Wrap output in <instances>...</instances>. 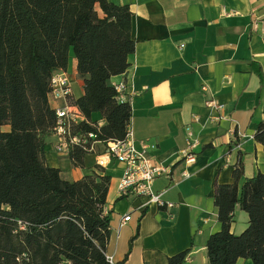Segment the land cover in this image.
I'll list each match as a JSON object with an SVG mask.
<instances>
[{
	"label": "crops",
	"instance_id": "obj_1",
	"mask_svg": "<svg viewBox=\"0 0 264 264\" xmlns=\"http://www.w3.org/2000/svg\"><path fill=\"white\" fill-rule=\"evenodd\" d=\"M109 1L129 7L135 42L130 68L110 83L125 86L117 100L131 106L129 127L135 143L152 145V162L169 169L152 183V192L165 205L147 203L144 197L119 198L122 165L97 167L94 158L85 155L83 167H76L69 156L52 150L51 135L45 139V162L68 182L90 173L110 177L106 257L113 264H167L168 257L187 249L184 264H208L207 240L221 227L214 184H232L239 161V187L264 173V145L254 139L259 124L264 125V89L251 65L257 64L264 77V0ZM65 72L74 103L83 96L84 83L72 52ZM209 100L223 108L207 107ZM91 121L105 123L98 113ZM187 131L196 142L191 164L184 161ZM127 215L130 220L119 227ZM247 226V214L236 207L231 233L239 235ZM235 264L253 263L239 259Z\"/></svg>",
	"mask_w": 264,
	"mask_h": 264
},
{
	"label": "trees",
	"instance_id": "obj_2",
	"mask_svg": "<svg viewBox=\"0 0 264 264\" xmlns=\"http://www.w3.org/2000/svg\"><path fill=\"white\" fill-rule=\"evenodd\" d=\"M134 48L127 5L0 0V264H113L106 257L111 212L104 213L110 177L90 173L68 182L46 164L45 139L55 125L47 94L52 74L66 69L72 52L84 83L74 104L86 119L98 113L104 120L99 140L124 139L131 106L117 100L110 79L130 68ZM251 65L264 89L260 67ZM254 139L264 145L263 124ZM85 155L74 150L69 157L83 167ZM242 175L239 161L232 184H214L221 227L207 240L208 264H264V173L239 187ZM236 207L248 216L239 235L230 231ZM189 253L167 264H184Z\"/></svg>",
	"mask_w": 264,
	"mask_h": 264
},
{
	"label": "built area",
	"instance_id": "obj_3",
	"mask_svg": "<svg viewBox=\"0 0 264 264\" xmlns=\"http://www.w3.org/2000/svg\"><path fill=\"white\" fill-rule=\"evenodd\" d=\"M257 22H253L256 29ZM264 30V28H263ZM114 89L121 98L125 90L124 84L114 85ZM72 87L69 75L65 70H59L50 78V90L47 101L51 103L62 102V105L52 109L55 114V125L50 143L52 150L59 156H70L74 150H80L94 158V166L105 167L111 162L122 165L123 171L118 181L116 190L119 198L127 196L144 197L147 203H156L159 206L165 204L160 200V195L152 192L153 181L162 175H167L169 169L162 164L153 163L150 151L153 146L146 141L137 144L132 138V132L128 125L124 139L103 142L97 138V133L102 127L99 122L88 120L80 109L71 102ZM209 108L221 110L222 105L214 100L206 102ZM82 124L92 128V131H84ZM196 142L191 139V132L187 131V146L184 153V161L187 164L194 162L193 150ZM187 177V174L184 175ZM172 207V204H167ZM108 211L104 208V213ZM130 220V216H124L119 224L122 227ZM108 259V258H107ZM108 261L112 263V259Z\"/></svg>",
	"mask_w": 264,
	"mask_h": 264
}]
</instances>
